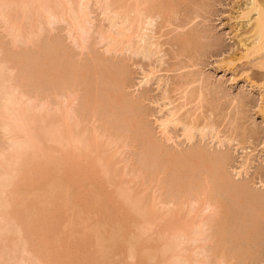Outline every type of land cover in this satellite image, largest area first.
<instances>
[{"label":"rangeland","instance_id":"1","mask_svg":"<svg viewBox=\"0 0 264 264\" xmlns=\"http://www.w3.org/2000/svg\"><path fill=\"white\" fill-rule=\"evenodd\" d=\"M4 1L0 0V64L4 66L0 69H6L4 76L10 77L7 91L19 95L18 99L23 98L20 99L21 105L24 103L23 107L29 108L30 115L32 111V117L37 116L40 127L44 123L46 125L47 113L58 115L61 114L60 106L72 107L71 112L73 114L74 111L75 118H78L79 124L82 123L81 128L98 131L104 143L112 144L114 153L111 147H108L111 150L108 151L113 157L116 156L114 162L119 176L112 184H106L103 173L99 172L92 180L77 181L75 168L71 169L75 173L60 169L59 173L56 171L59 167H52L57 164L48 161V164H53L46 165L42 162L44 167H52L54 173L50 171L46 174L40 189L32 195L21 193L16 199L21 206L12 205V208H9L10 202H18L9 201L8 190L0 187L3 190L0 193L1 203L9 201L4 203L8 207H4V204L0 207L3 210L6 208V212L10 209V215H14V212L18 214L26 226L21 236L23 239L19 237L20 234H14L17 238L11 236V241L16 242V245L14 242L12 245L18 247L12 249L10 238L5 240L9 241L12 250L8 246L7 249L16 253L11 256L10 252L5 251L11 257L3 255L2 259L6 257L3 262L22 264L24 258L27 264H137L141 260H144L141 261L144 264H172L175 262V252L172 249L170 252L174 255L169 253L171 255L168 257L163 248L173 247L171 244L175 239L170 233L174 234L175 231L167 223L172 215L169 213L177 212L181 213L183 225L193 218H196L193 222L204 221L205 224L202 230H198L201 236L200 239L197 236L199 240L196 242L191 240V236H183L186 240L177 237L187 252L190 247L189 253H192L195 263L191 258L193 263L188 260L189 264H264V218L259 215L263 204L256 198L264 197V90L260 89L261 82L256 81L257 86H253L245 76H241L243 72H229L222 65V61L238 48L233 39V28L239 20L231 19L238 15L235 3L246 0H168L177 15L171 13L168 18L159 19L154 24L148 41L155 46L149 57L131 54L124 49L125 43L114 47L110 38L117 33L121 21L117 26L113 25L109 19L111 17H108L109 12L122 14L126 7L125 0H66L68 3L60 0L65 4L61 2L62 6L59 7V1L54 4V0L51 6L52 0L51 3L41 0L48 2V5L43 2L42 8L39 7L40 0H36V3L34 0H17L20 2H15V5L22 2L17 9L14 5H11L12 9L7 8L11 7V0L7 7ZM26 1L32 6L39 5L34 10L31 5H26ZM74 1L78 4L73 5L75 15L71 13L72 19L69 11L73 9L70 6ZM66 4L70 6L63 11ZM175 4L179 5L178 8ZM43 5H46V9L48 6L50 15L45 13L47 10ZM50 7L54 8L51 10ZM107 7L115 10L109 8V11ZM38 8L42 13L37 11ZM55 8L62 11L59 9L57 13ZM19 9L25 10L27 16ZM18 10L22 15L18 14ZM53 10L56 15L51 12ZM36 11L40 13L38 16ZM62 12H68L66 20H61ZM82 13L85 16L82 23L87 24L84 30L72 26L74 16L81 18ZM41 14L43 18L39 16ZM52 14L55 15L53 18ZM67 16L65 13L62 18ZM11 18H14V22H8ZM15 19L19 21L18 25L16 22L18 27ZM23 25L29 29L25 30ZM15 30L20 31L19 36ZM181 33L196 34L194 51L185 50L176 42ZM214 42L219 47H214ZM83 72L85 76L88 75V85L81 79ZM51 80L53 83L56 81L55 85L63 83L64 86H54ZM89 91L91 103L86 106ZM119 92L124 95L122 100L109 101L110 95L116 97ZM92 95L95 98L99 96L100 104L95 102L97 98L93 102ZM3 101L0 99V102ZM172 112L175 113L174 118ZM132 116L137 117L138 123L134 124L136 121L131 120ZM167 119H176L178 124L172 123L166 127L164 122ZM0 125H3V128L0 127V162L3 163V158L7 159L5 156L11 157L16 151L17 140L20 139V144H23L25 139L24 135L23 140L21 136L17 139L19 135L14 138L22 130L10 133L14 135L12 137L4 129V123ZM185 125L196 129L193 139L185 135ZM24 145H27L26 142ZM17 147L24 149L20 145ZM24 151L30 153L28 146ZM198 151L207 153L209 163L202 160L199 166L176 169L175 162L170 160L183 159L186 163L187 157ZM30 154L32 159L33 154ZM33 159L31 164L37 165L38 161L34 159L36 162H32ZM41 166L39 169L43 168ZM219 168L231 177L233 186L226 188L217 181L215 170ZM0 170L4 172L1 165ZM1 175L3 173L0 174V181ZM177 177L181 179L182 186L178 184L180 189L177 184L174 185L177 181L173 182ZM55 178L61 179L58 187L54 186ZM91 186L103 196L102 200H92ZM121 189L131 194V199L126 200L125 194L124 198L120 196ZM4 191L7 194L5 200V196L2 197ZM92 201H96V204ZM91 202L96 205L91 206L92 211ZM143 204H151L159 210V215L166 218L168 213V219H162L167 223L158 222L159 225L144 233L146 230H143L140 216ZM3 212L2 216L7 214ZM34 213H37L35 220ZM5 222L1 218L0 225ZM221 224L225 226V231H220L223 229L219 227ZM167 225L173 232L165 230ZM4 228L6 230V226L1 227L2 230ZM250 230L253 232L250 233ZM220 232H225V238L221 237L223 234ZM250 234L251 239L248 237ZM168 235L172 238L170 241L166 239ZM221 238L224 239L223 244ZM24 239L32 253H25ZM5 242L4 245H8ZM162 242L166 245L162 247L163 253L160 250V256H156L155 260L148 257V252L153 246L156 248V244L161 249ZM188 242H191L190 246ZM221 244L225 247L224 252ZM150 245L151 249L148 248ZM18 248L22 249L19 253V250L16 251ZM185 250V257L181 254V259L187 258L186 255L191 257ZM236 253L239 255L235 256ZM133 254L141 259L133 258ZM144 258H148L149 262L145 263ZM186 262L187 259L183 263L181 260V264Z\"/></svg>","mask_w":264,"mask_h":264},{"label":"bare ground","instance_id":"2","mask_svg":"<svg viewBox=\"0 0 264 264\" xmlns=\"http://www.w3.org/2000/svg\"><path fill=\"white\" fill-rule=\"evenodd\" d=\"M5 1H6V3H5ZM5 1H4L5 6H6V4H8V1L10 3V0H5ZM40 1H39V3H41V4L39 5V3H38L36 6L39 5V7H41L43 2H44V4L48 5V2H45V1L40 2ZM48 1L50 2V0H48ZM53 1L54 0H52L51 6H53ZM56 1H57V3H58V1L60 2V0H55L54 4H56L55 3ZM167 1L166 0H125V2H126L125 6L126 7H125L124 12L122 14H121V12L119 13L118 11L117 12L114 11L111 13L110 10L113 7H111V8L109 7L110 10L107 7L108 10L110 11V12L109 11L108 12L111 15L113 14L112 16L110 14L108 15V17H111L109 19H111V21H113L112 24L117 26L118 21L119 22L121 21V26H118L117 33L113 36L112 35L110 36V38L114 44V47L125 43L124 49L127 50L128 52H130L131 54H138V55L142 54L144 57L151 56L153 54L152 48L155 46V44L149 42L148 38H150V33L152 31L154 24L159 19L168 18L169 16L172 15L171 13H173L174 16L177 15V12L176 13L174 12L175 11L173 8L174 6H172L169 3V1L168 2ZM15 2H20V1L11 0L10 6L14 5V6H16V9L20 8V4L22 2L20 4L17 3L18 5L17 4L15 5ZM33 2L36 3V0H34ZM61 2H60V5L59 4L57 5L58 7L62 6ZM64 2L68 3L66 0ZM70 2H72V0H70ZM77 2L75 3V1H74L73 4L71 3L72 6H70V4H68L70 6V9L73 8L71 10V12L69 11V14L74 13V15H75V12H74L75 10H74L73 5L75 6V4H78ZM26 3H27V1H26ZM26 3H24V5L22 4V6L24 7ZM29 3L26 4V5H28V7L31 5ZM62 4H63V2H62ZM79 4H82V1H81V3L79 1ZM176 4H179V3H176ZM236 4H237L238 9L236 8V6H235V8L237 9L236 12L238 15H236L237 16L236 18L234 17L235 19L234 18H231V19L232 20H236V19L239 20V22H236L238 24H235V27H236V25H238V26L236 28L232 27L233 29H235L234 30L235 34H234L233 39H234L235 43L237 44L236 48L237 47L238 48H237V50L235 49L232 54L228 55L225 58V60L222 61V65H224L223 69L224 70L226 69V71H229V72L230 71L231 72H235V71L236 72H239V71L243 72L241 76H245V79L247 81H249L250 83L252 82L253 86H257V83L261 82L260 89L264 90V0H246L244 3L240 2V4H238V2H236L235 5ZM32 5L30 7H33V9H34V7H36V6H32ZM68 5L66 4L65 9H63V11L64 10L67 11L66 7H68ZM8 6H9V4H8ZM12 6L11 7L6 6V7L12 9ZM43 6H44L45 10L48 9V6H47V9H46V5H43ZM57 6L54 5V7H57ZM81 6H80V8H82ZM178 6L176 5L175 7L178 8ZM3 7H4V5L2 6V10H3ZM41 8H40V10H41ZM50 8H51V10L53 9L52 7H50ZM50 8H49V11H50ZM16 9L13 8L14 11ZM24 9L26 10V13H27V9L26 8H24ZM24 9H22V10H24ZM43 9H42V11L44 13ZM59 9H61V8H59ZM59 9L56 10V8H55L57 13H58ZM67 9H69V8H67ZM76 9H78V8H76ZM82 9H80L81 12H82ZM13 10L11 12H13ZM19 10L21 11V9H19ZM28 10H31L34 12V10H32V8L31 9L28 8ZM40 10H39V8L37 9L38 12ZM20 11L18 12V14L21 12H24V11H21V12ZM37 11H36L37 16H38V14L42 13L41 11H40V13H38ZM61 11H62V9L60 10V12ZM17 12H14V13L17 14ZM33 12H31L32 15H34V13H35V12L34 13ZM47 12H48V10L45 11V13H47ZM51 12H53V14L56 15V12H54V10ZM78 12H79V10H78ZM26 13L24 12L25 16H27ZM29 13H28V15H29ZM62 13H64V12H62ZM65 13L67 16L68 12H65ZM47 14L50 15L49 12ZM53 14L51 15V18H53L55 16V15L53 16ZM64 14L61 15V20L62 19L66 20L68 18V16L65 18H62V17H64ZM21 15H22V13H21ZM32 15L30 14L29 16H32ZM39 16L41 18L44 17V16L42 17V14ZM58 16H60V15H58ZM58 16H56V17H58ZM72 16H73V14H71V18H72ZM82 16H81V18L79 17V15L74 16L75 19L72 20L73 21L72 26L74 25L76 28H80V29L84 30L85 25H87V24L82 23L85 21V19H83L85 17L83 15V13H82ZM0 17H1V15H0ZM45 17H47L46 14H45ZM69 17H70V15H69ZM38 19H39V17H38ZM49 19H50V17H49ZM59 19H60V17H59ZM82 19L84 21H82ZM10 20H11V22H14L13 21L14 18L9 19L8 22H10ZM16 22L18 25V22H19L18 19H15V25H16ZM17 25H16V27H18ZM13 26H14V24L12 25V27ZM26 26H25V28H24V25H23V27L22 26L21 27L24 28L25 30L29 29V28H27L28 26L27 27ZM21 27H19L21 30L19 28H17V29L24 32V30ZM13 29H15V27ZM18 31L15 30V33L17 32V34H18L20 32V31L19 32ZM22 32L20 33V35L21 34L23 35ZM17 36H19V34ZM15 37H16V34H15ZM18 38H20V37H18ZM195 41H196V34L195 33H184V34L181 33V34H179V36L176 39V42H178V44L181 47H183L185 50H188V51L189 50L194 51L196 49ZM216 43L213 46L219 47V45ZM49 63H51V62H49ZM51 65L53 66L54 64H51ZM0 67H4V66L1 65ZM49 68L50 67H48V69ZM239 68H240V70H238ZM51 69H53V68H51ZM5 70L6 69H4V68H3V70H2V68L0 69V95H1L0 97L4 96V98H0V99H2V101L4 99L3 102H0V123H4V126H5L4 129L8 130L9 134L10 133H12V134L13 133H19V132H21L20 130H22L21 134L20 133L16 134V137H14V135H11V134L10 135L14 138H17L19 135V137L17 139H19L20 136L22 139V137L24 135L25 138L23 137V139H25L26 141L22 139L23 144L21 143L22 144L21 145L19 142L20 139L17 140L18 141L17 146L20 145V146L24 147L25 146L24 143L26 142V144H27L26 146H28V149L30 150L29 152L32 153L33 158L36 159V161H38L37 162L38 168H37L36 164H34V163H32L33 165L31 164V160L33 158L31 159L32 156H29L30 153H27L26 151H24L26 146L24 147V149H21V148L15 146V148L17 147V149L18 148L19 149L17 150L14 148V151L15 150L16 151L13 152L14 154H11V157L5 156V157H7L6 160H5V158H3L4 159L3 163H1L2 162L1 161L0 165L4 169L5 173L2 172L3 175H1L2 177H1V181H0L2 183H0V185H1L0 187H1V189L4 188V189L8 190L6 193H8L9 195H7V194L6 195L11 197L10 200L8 197V200L16 203L19 201V200L17 201L16 199L19 198L18 196H20L21 193H24L26 196H29L30 194L32 195L34 192H36V190L40 189L41 183L45 179V175L49 174L50 171L52 174V172L55 171L54 170L55 167L56 168L59 167L58 170L56 169V171H59V169H60L63 172H69V171L72 172L71 169L72 170L76 169L75 170L76 173L75 172H72V173H75L77 181H83V182L86 180L88 181L90 179L92 180L94 178V175L97 174L98 172L103 173L105 183L106 184H109V183L112 184L113 180L115 178H117V175H118L117 170H116V165L114 162L115 161L114 159L116 158V156L114 155V157H113L112 156L113 154L109 153V151H108V150H110L108 147H111L112 144L109 145V144L104 143L102 141V137H101L100 133H98V131L92 130L89 128H81L82 126L80 127V125H82V123L79 124V121L77 120L78 118L77 117H76L77 119L75 118V112L74 111L72 114V112H71L72 107H70V108L65 107L64 108L63 107L64 105L59 107V109L62 107L60 109L61 114H58L59 116L52 114L53 112L47 113L46 114L47 118L45 119L46 121H44V122H46V125L44 123L43 124L44 126L42 127V125H41V127H40L39 126L40 124H38L36 121V120H38L37 116L32 117V111H31V115H30L28 113L29 108L25 109L23 107L24 103H23V106L21 105L22 100H20V99H23V98L20 97L18 99L19 95H15V93L13 94V92L10 93V90L7 91V89H8L7 88L8 82L7 81L10 80V77H6V75L4 76ZM250 70H253V71H251L252 73L250 72ZM6 73H7V71H6ZM60 74H62V73L60 72ZM7 75H9V74H7ZM56 75H55V78L57 77ZM82 75H84V76L81 77V79L83 78V82H86L85 84H87L88 83L87 81H89L87 79L88 75L85 76L86 75L85 72H83L81 74V76ZM109 76H111V74ZM61 77H62V75H61ZM111 78H113V75ZM61 79H65V78H61ZM52 81L53 80H51V82ZM61 81L63 82L64 80H61ZM256 81H257V83H256ZM55 82H56L55 80H54V83L52 82L54 84V86L63 84V83L62 84L57 83V85H55ZM52 83H51V86H52ZM49 85H50V82H49ZM51 86H50V88H51ZM63 86L64 85H62V87ZM121 87H122V85H121ZM16 89L17 88H15L14 90H16ZM3 93H4V95H3ZM88 93H87V95H89V96H87L88 98L86 100L88 102H85L86 106L90 105L89 103H91V101H90L91 100V92L89 94ZM95 94L96 93H94V96H97V94L96 95ZM122 95L123 94L120 92L118 93V95L116 97H113L110 95L109 101L114 102L115 100H122L124 98V95L123 96ZM94 96L92 95L93 102H94V99L97 98V97L95 98ZM99 99L100 98L98 96V98L95 100V102L97 104H100ZM97 101H99V102H97ZM68 103H69V101H68ZM110 105L112 108V104H110ZM21 107H23V108H21ZM59 109H58V111H59ZM113 111L115 114L116 109H114V107H113ZM34 114H36V113H34ZM71 114L74 116L75 119L72 118ZM28 115H30V117H32V118H30ZM174 116H175V113L172 112V118H174ZM132 117H133V119H131V120L136 121V122L133 121L134 124L138 123L137 117H134V116H132ZM33 123H36L38 126L33 127L34 125H36V124H34L32 126ZM39 123H41V122H39ZM164 123L167 125L166 127H169L168 125H170L172 123L178 124V120L167 119ZM2 126L0 125V127H2ZM185 126H186L185 135L187 136L188 139H193L196 129L193 126H188V125H185ZM37 127H38V129H37ZM165 130H167V129H165ZM44 131H46V132L44 133ZM111 149H112V147H111ZM113 150L114 149H112V151L111 150L110 151L113 152ZM32 154H30V155H32ZM38 159L40 160L43 168H42L41 164L39 163ZM45 159L47 160L46 163H45ZM170 160L175 162L174 166L176 169H181L185 166H191V167L192 166H199L202 163V160H206L209 163L208 155L205 151H198L195 154H190L187 157L186 163H184L183 159L171 158ZM36 161L34 160L32 162H36ZM48 161L49 162L52 161L54 164H57L56 166L55 165L52 166L54 169L51 167L53 169V171L51 168H48L50 166L44 167V164H46V165H50V164L52 165L53 164V163L48 164L49 163ZM42 162H44V164ZM223 163H224V161H223ZM165 164H166V162H165ZM39 166H41L42 169H39L40 168ZM73 168H75V169H73ZM61 171H59V173H61ZM2 173L0 172V174H2ZM32 173L34 175H32ZM57 173L58 172H56V174ZM215 173L218 176L217 181L219 183L221 182L220 184L222 186L224 185L226 188L227 187L229 188V186H231V185L233 186V181H232L231 177L227 173H224L222 168L215 170ZM59 176L60 175H58V177ZM53 177H55V176L53 175ZM174 179H176V178H174ZM179 179L177 177L176 180H173V182L177 181L174 185L179 184L182 186L181 179L180 180ZM55 180H56V182H55L54 186L57 185V187H58L59 184L61 183L60 182L61 179L59 181V178L58 179L55 178L54 181ZM179 185L177 187H179ZM92 187L93 186H91V188H90L91 195L92 196L94 195L92 200L96 199V201H98L97 198L99 200H102L103 196L98 192H97L98 193V196H97L96 195L97 193L95 192L96 188L95 187L92 188ZM173 188L175 189V187H173ZM180 188L181 187H179V189ZM65 190H68V189L66 188ZM122 190H125V189H121V191L119 192L120 196L123 197V195L125 194L124 195L125 199L126 198L131 199V197H130L131 194L128 195L127 191H122ZM2 191L0 190V193ZM124 192H126V193H124ZM177 192H178V189H177ZM3 193H4V195H2V197L5 196L3 198L5 200V198L7 196L5 195V191ZM126 195H127V197H126ZM260 197H256L258 200L260 199L261 200L260 202L263 204V208L260 209L259 215H260V217L264 218V199H263L264 197H262V196H260ZM14 198L16 201H14ZM0 200H1V198H0ZM9 201L5 200L4 203L7 204ZM96 201H92V202L95 203ZM1 202H3V200L0 201V203ZM92 202L90 203L91 211H92L91 206L92 205L96 206V205L92 204ZM99 202H101V201H99ZM4 203H1L0 205L3 206L2 204H4ZM20 203L21 202L13 204L10 202L9 206L10 205L11 206L9 208H12L13 207L12 205L20 207L21 206ZM4 207H8V206L5 205ZM1 209H2V207H0V210ZM5 209L6 208H4V210L3 209L2 210L5 211ZM2 212H0V215ZM5 212H3V214H5ZM11 212L12 211L10 209H8L6 212L7 214L3 215V216L1 215V217H0V222H1V218H2V221H4V222L6 221L5 222L6 224H4L6 226V230H5V228L3 229L5 231H3L1 229V227H5V226L0 225V261H1V264L4 263L3 260H5V258L7 256H10V255L12 256L13 254L16 253V252L14 253V251L11 253V251H9V249H7V246L10 247L9 243H11L10 245H12L13 242H14V244L16 243L14 240L11 241V236L12 235L14 236V234L15 235L20 234L19 237L22 238L21 236H23V234L25 232V227H26L24 224V221L18 216V214H16L14 212V215L13 214L10 215L9 213H11ZM18 212L19 211L17 210V213ZM140 213H141L140 216H142L141 217L142 218L141 221L143 223L142 225H144V226H142L143 230H146L145 232L142 231V233L143 232L144 233L149 232V230H151L154 225L155 226H156V224L159 225L158 222L161 223L162 221H165L164 224H166L167 223L166 220L172 214L170 216L171 218L168 219L169 222H171V223L168 222L167 224H171L172 227H171V225H170V227L174 229L173 231H175L174 234L170 233V235H174V236H172V238L174 237L173 239H175V241H174L175 243L171 240V242H173V244H171V246H173V247L171 249L168 246L165 249L163 248L164 254L166 255V253H167L168 257H169L172 254L170 251L173 249V252H175V258L173 256H172V258L175 259V262H172V264H181V260L183 263L184 259H187V262L189 260L190 263H193V261L195 259L193 260V257L191 255L192 253H189V252H191V251H189L190 247H188L189 249L187 252L185 250V248H183L180 240L182 238H183V240H186L185 238H187V237H185V236H188V238L191 236L190 237L191 240H194V242L198 241L200 239V236H201V235H199L200 233L198 230L203 229V227L205 226V224L203 223L204 221L203 222L199 221L198 223H195L193 221L196 218L192 217L193 220L190 223L183 225L181 222L182 219L180 218L181 213L176 212L173 214V212H171V213H169L170 215L167 213L166 215L168 217L166 218L165 215H159L160 214L159 210H157L151 204H148V205L143 204L142 208L140 209ZM33 218H34V220L37 218V213L33 214ZM162 219H166V220H162ZM99 221H101V220H99ZM101 222L103 223V221H101ZM101 222H100V224H102ZM97 227H99V225ZM219 227L223 228L220 231H223L224 229H226V228H224L225 226H223V224H221V226H219ZM168 228H169V226L165 230L172 231L171 228L170 229H168ZM196 231H198V232H196ZM252 232H253V230H250V233H252ZM223 233H225V232H220V234H223ZM192 235H194V237H192ZM224 235H226V234L221 235V237L225 238ZM175 236H176V238H175ZM178 236H179V238H181L180 240L177 238ZM197 236L199 239L197 238ZM17 237L18 236H16L15 238H17ZM248 237H249V239H251V234ZM7 238H10L11 242H9V241H8L9 243L5 242V240ZM15 238H13V239H15ZM170 238L171 237H169V235H168V238L166 237V239L168 241H170ZM223 238H221V243L224 240ZM3 241L5 242V244L8 243V245L6 244V246H5ZM17 242H18V240H17ZM183 242L186 243V241H183ZM25 243H24V245H25L24 248L26 250V251L24 250L25 253L27 251L28 252L30 251L32 253L31 250L27 249L28 243L26 242V240H25ZM188 243H189L188 246H190L191 242H188ZM19 244H20V242H19ZM162 244L163 245L161 246V249H159L157 247L158 244H156L157 246L155 245L156 248H158V250L156 248H154V246L152 248V245H150L148 248L149 249L152 248V249L148 252V255H149L148 257L152 258L153 260L157 259L156 256H158V257L160 256L159 252L162 251V247H166V245H164L163 242H162ZM222 244L220 245V248L222 247L221 250H223L222 252H224V250H225L224 246L226 245V242H225L224 246ZM160 245H161V243H160ZM11 247H12V249H14L18 246L15 247L12 245ZM11 247H10V249H11ZM28 248H29V246H28ZM20 250H22V249L21 248L16 249V251H18V253L20 252ZM165 250H167V251L165 252ZM184 250H185V252L189 253V255H191V257L189 256L190 258L188 257V255H186L187 258L181 259V254H182V256H184ZM5 251L10 252L11 254L10 253H9L10 255L6 254ZM163 251H162V253H163ZM139 253H140V251H139ZM139 253L137 252V254H139ZM169 253H171V254H169ZM137 254H133V258L137 257V259L140 260L141 258H139L137 256ZM164 254H162V255H164ZM3 255L6 256V257H4V259H2ZM172 255H174V254H172ZM238 255H239L238 253L235 254V256H238ZM139 256H140V254H139ZM191 258L193 260L192 262H191ZM144 259H146V258H144ZM147 259H146L145 263H147V261H148ZM141 261H144V260H141ZM141 261H140V263H141ZM197 261H199V260H197ZM21 262H22V264H27L28 261L27 260L25 261V259L23 258V261L21 260ZM187 262H186V264H189V262L188 263ZM140 263L138 261L137 264H140ZM194 263H195V261H194ZM4 264H6V263H4ZM19 264H21V263H19ZM141 264H144V262H142ZM196 264H198V263L196 262Z\"/></svg>","mask_w":264,"mask_h":264}]
</instances>
